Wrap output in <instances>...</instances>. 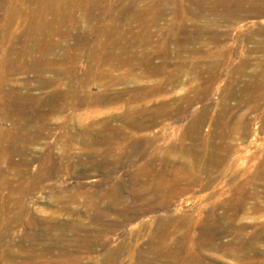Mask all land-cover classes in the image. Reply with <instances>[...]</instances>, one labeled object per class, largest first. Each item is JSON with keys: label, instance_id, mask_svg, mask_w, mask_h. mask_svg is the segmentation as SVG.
I'll return each instance as SVG.
<instances>
[{"label": "rangeland", "instance_id": "374dc122", "mask_svg": "<svg viewBox=\"0 0 264 264\" xmlns=\"http://www.w3.org/2000/svg\"><path fill=\"white\" fill-rule=\"evenodd\" d=\"M47 1L49 10H45L46 4L42 1L24 0L21 4L5 0L12 6L21 7L18 17L21 23L11 19L10 12L13 10L8 9L7 3H0V40L3 42L0 44V58H4L0 65V130L5 131L12 126L9 117H4V112L10 106H18L17 101L20 102L26 93V96L39 98L38 101H28V107L47 110L52 99L55 115L62 118V122L34 120L15 125V130L21 132L38 126L42 128V137L30 144L32 153H38L46 142L56 144V138L67 134L66 131L74 132L86 126L100 127V123L112 115L114 118L109 120L111 125L119 124L124 130H137L136 139L140 145L129 159L124 157L131 151L128 142L116 145L117 148L114 146L112 152L120 162L110 171V185H118V191L125 194L135 210L141 212L128 224L123 235L119 234L120 227L112 228L115 231L110 244L116 246L126 240L127 246L112 264H172L170 257L156 258L157 253L149 246L158 228V219H173L180 215H186L189 223L192 218L197 221L193 231L195 235L187 244L193 248V254L196 250L200 256L193 259L190 254L192 258H189L181 239L175 242L176 246H183L174 258L176 262L181 258L179 261L184 264H264V5L259 1L243 0V14L236 18L222 15L224 0ZM234 1L228 0V3L234 4ZM33 8L44 14L40 20L42 27L40 25L34 34L36 38L39 36L37 46L31 45V41L25 42L32 37L25 31L31 25L30 11ZM189 8H210L211 12L195 17ZM52 10L55 14L57 10L59 12L55 15ZM9 42H13L12 47H9ZM111 48L122 60L129 54L135 57L131 56L130 63H121L107 56ZM104 54L105 59L102 58ZM71 112L74 118L67 123L64 117ZM128 117L139 120L137 123L153 122L156 125L136 129L125 120ZM188 127L198 128V140L185 136L191 130ZM148 133L150 138L155 134L165 137L161 139L156 135L160 138L158 142L154 136L157 143L153 141L158 146L154 142L148 143V138L144 137L149 136ZM179 138L186 142L184 145H188L185 150L196 145L195 149L205 150L203 153L208 148L205 154L209 157L215 150L223 152L222 158L219 163L209 165L210 170L206 172L203 169L204 159L199 161L196 171L200 170L198 175L203 178L200 177L203 183L200 181L195 186L186 184L192 189H186V185L182 184L183 193L178 196L166 192L157 197L148 184L144 187L147 175L136 173L147 160V155L156 150L161 155L155 160L156 169L152 171L163 168L160 157H163L164 151H161L173 141L180 142ZM65 139L57 141L62 144ZM62 150L56 144L55 153L59 154ZM187 155L184 153V159L197 162L193 156ZM16 157L15 161H19ZM86 159L88 166L85 164L78 169L73 168L70 173L62 172L61 176L51 178L48 182L53 187L34 190L26 196L29 199L27 203L38 208L39 214H46L59 210V206H67L66 201L56 202L55 195L61 192L62 185L71 190L76 183L82 185L81 189H99L107 169H90V158ZM121 159L124 162L131 159L127 164L129 171L123 170ZM17 164L2 163L4 174L0 182L12 181L13 185H17L25 180L19 171L26 167L23 163ZM36 164H32L31 171H35ZM83 169L91 174L85 176ZM166 173V177L173 178L170 172ZM204 182H207L206 187ZM137 189L145 191L138 193ZM0 192L5 194L9 188L3 184ZM145 197L150 198L149 202L145 201ZM158 198L163 200V206L155 211L148 210V206ZM240 198L243 203L239 206ZM86 207H81L80 219L90 231L95 232L97 225L91 223L85 214ZM61 211V220L65 221L68 213L66 209ZM47 225L49 223L44 222L26 228V225L12 223V244L19 256L9 259L0 255V264H21L27 254L47 252L46 243L35 244L26 234H44ZM181 229L178 231L175 228L167 246H175L174 240L180 238L174 237H178ZM49 231L53 233L54 230ZM205 231V236H202ZM54 233H57L56 230ZM75 236L68 231L64 245L76 255L78 249H85L72 244ZM204 239H209V246H205ZM3 242L5 245L6 240L0 239V249L4 248ZM93 247L96 249L94 252H80L79 264L102 263L101 244ZM57 251L45 254L53 256ZM74 254L71 257L76 259ZM53 258L57 257L47 260H55Z\"/></svg>", "mask_w": 264, "mask_h": 264}, {"label": "bare ground", "instance_id": "6f19581e", "mask_svg": "<svg viewBox=\"0 0 264 264\" xmlns=\"http://www.w3.org/2000/svg\"><path fill=\"white\" fill-rule=\"evenodd\" d=\"M22 1H24V0H15V3H21L22 4ZM27 1L33 2V0H27ZM40 1H42L46 4V6L44 5L45 10L50 9V6H49L47 0H34L35 3L36 2L39 3ZM253 1L254 2L259 1L260 4L264 5V0H257V1L253 0ZM0 3H2V4L7 3L8 9L10 11L13 10L12 13L10 12V14L12 16L11 19L17 23L20 22L19 18H18L20 16V12H21V11H19L20 6L19 7L12 6V3L5 2V0L0 1ZM221 3H222V1H221ZM243 3H244L243 0H235L234 4L233 3L229 4L228 0H224V3H222V4H224V6H223L224 9L222 11L223 12L222 15L224 14V15H227L230 17L236 16V18H238V15L243 14V9H242ZM23 4H24V2H23ZM55 5H57V4H55ZM199 8H201V7H199ZM68 9H69V7H68ZM190 9H192V8H189L188 10H190ZM212 9L214 10L215 8L212 7ZM54 10H55V8H54ZM57 11H56V14L59 12V11L58 12ZM66 11H67V9H66ZM208 11L211 12V9L210 8L209 9H203V10H193L192 9V14L195 17H200V16H203V15H206L207 13H209ZM30 12H31V18H32V19H30L31 25L30 26L28 25L29 29H26L25 32H28L27 34L31 35L32 37L27 38L25 40V42L31 41V45L37 46L39 43V39H38L39 36H38V38H36L34 34L37 33L38 28H40V25L42 24L40 22V20H41V17H44V14H40V12L38 13L37 9H35V8H33L32 11H30ZM52 12H53V10H52ZM184 18L185 17H183L182 20ZM44 23H46V21H44ZM182 25L185 28L184 23ZM11 26H13V25H11ZM22 26H24V25H22ZM43 26H45V25H43ZM41 27H42V25H41ZM195 27H198V26L196 25ZM44 29H45V27H44ZM181 29H182V27H181ZM59 30H61V29H59ZM61 33H59V34H61ZM114 34H115V32H114ZM115 39L116 38L114 35V39H113L114 40L113 41L114 46H115V41H116ZM2 43H3L2 40H0V44H2ZM9 43H11V44H9V47H12L13 42H9ZM116 45H118V44L116 43ZM110 46H109V48H110ZM113 48H111V50L109 51L107 56H110L112 59H117L121 63L122 62L130 63L131 62V56L133 58L135 57V55L130 56V54H129V56H127L125 59L122 60L117 56L118 54L115 51H113ZM8 49L10 52V48H8ZM30 49H31V47H30ZM105 56H106V54H104V56L102 58L105 59L106 58ZM3 61H4V58H0V65L3 63ZM8 62H9V60H8ZM1 83H3V81ZM0 90H1V88H0ZM68 93H67V95H68ZM27 94L28 93H26V95ZM64 94H66V93H64ZM26 95H25V97L21 96L22 99L20 100V102H19V100L17 101L18 104L16 103V105H18V106H16V107L10 106V108H8L9 109L8 111H5L6 109H4V111H5L4 117H9V120L11 121L12 126L5 131L0 130V177L4 174V172L2 171V163L3 162L9 163V165H18L17 163H23L26 167L25 170L19 171L22 175H24L25 180L20 181L17 185H13L12 181H7L5 183L0 182V186L5 184V186H7L9 188V192H7L5 194H2L0 192V239L6 240L5 245L3 242L4 248L0 249V255L5 256L6 258L10 257L9 259H11V258L14 259L15 257L19 256V252L13 248V244H12V239H11L12 232H10L12 223L17 222L21 226L26 225V228H27V227H31L32 225H36L39 223L43 224L44 222H48L49 225H47V228L45 230L46 232H44V234H37V232L26 233V234H29L28 236L31 238V240L35 244H38V243H41V244L44 243L45 244L46 243L48 245V246H45L48 248L47 252L42 251V252L36 253V254H27L26 256H23L24 258L22 257L23 258L22 261L20 260L21 264H31V263H37V264H79L80 252L81 253L83 252L85 254H88L90 252H94L96 249L93 247V245H98V244H101V250H103V252L101 253L102 263H100V264H112L113 261H115L118 258L117 255H120L127 247L126 246V240H122V242H120L116 246H112L110 244V242L112 241V237H113L112 233L115 231V229H112V228L115 226L120 227L121 232L119 234L123 235L127 231L128 224L141 214L140 211L135 210L133 208V206L129 203V200L125 196V194L123 195V193L118 191L119 190L118 187L116 188V186H118V185H115V187L110 185V180L112 177L110 171L113 170L112 167L114 165H116L117 163L120 162L119 157H117V156L115 157L112 154V152H114V148H113L114 146H115V148H117L116 145H118V144L122 145L123 143L128 142V145L130 146L129 148L131 149V151L129 153L125 154L124 157H127L129 159V157L133 153V151L136 152L137 147L140 145L136 139V135H138V134H136L135 131H137V130H134V131H133V129L132 130H124L119 124L111 125L109 123V120L111 121L112 120L111 118H114V116L112 115V116L106 117V119L103 121V123H100L101 124L100 127L86 126L84 129H81V130H76L74 132L73 131H69V132L66 131L67 134H65V135L61 134L62 135L61 137L56 138L57 147L58 148L60 147L61 149H63L61 151V153H59V154L55 153V146H56L55 142H54V144L46 142V144L41 147V150L38 153H35V152L32 153V152H30V144L38 141L42 137V128L40 126H38L36 128L33 127L32 130L21 132V131L15 130L16 129L15 125H17L19 123L22 125L28 124L29 122L34 121V120L52 121V122H54V121L58 122L59 121L60 122L62 120V118L60 119L59 116L57 117V115H55L56 108H55L54 103H53L54 100L51 99L52 102H50L49 109H47V110H35L31 107H28L27 105L30 103V101H35V100L38 101L39 98L29 97ZM67 97L69 98V96H67ZM28 101H29V103H27ZM26 103H27V105H26ZM77 115H79V114L77 113ZM73 118H74V115L71 112V114H68L64 117V121L69 123V121L72 120ZM125 120L128 123H130L133 127H136V129H141L145 126L149 127V126H152L153 124H155L153 122L149 123V124L137 123V122H139V120L131 119L130 117L126 118ZM93 122H94V120H93ZM196 122L198 123V121H196ZM71 123H73V122L71 121ZM59 126H61V125H59ZM190 128H191V130H188V134L186 132L185 136L189 135V137H191L192 139L198 140V137H199L198 128H196V127H194V128L190 127ZM185 131H187V130H185ZM49 134H50V132H49ZM141 135H143V134H141ZM148 135L149 136L146 135L144 137L148 138V140L146 139L148 141V143L149 142L153 143L154 141H156L155 140L157 138L156 135H159V134H155V135L153 134L154 136H156L155 139H153L154 136H153V138H150L151 135L149 133H148ZM162 136H164V135H162ZM162 136H160L161 139H162ZM63 137H66V139H65L66 141L61 144L58 141H61L63 139ZM186 137H188V136H186ZM157 139H158L157 141L159 142L160 138H157ZM143 140H145V138ZM157 141H156V143H157ZM179 141H180V138H179ZM183 141H184V139H183ZM156 143L154 142L153 144H156ZM183 143L184 142H182V139L180 142H174L173 141L171 144L169 143V145L167 146L166 149L161 151V152L164 151L163 157H160V158H162L164 166L162 164L163 168H161L160 170L158 169L159 171L157 170L156 172L152 171V170L156 169L155 162H157V161H155V160L157 158H159V155H161V154H160L159 150H156L155 152L149 151L150 155H147L148 158L146 156L147 160L144 161V164L136 173V174H146L147 175V178L145 179L146 181L144 183V187L146 188V185L148 184L150 186L148 188L149 189L153 188L154 195L156 194L157 197H161L164 193L166 194V192L171 194L172 196H174L175 194L178 196V194L180 192L183 193L182 191L184 188L180 187V185H182V184H185V185L188 184L191 186H195L196 184H200V181L203 178L200 175V177L202 178L201 179L198 175L200 170L197 169L198 173L196 171V167L199 166V161H202L204 159V168L203 169L206 172L207 170H210L209 165L211 166L212 163H216V162L219 163L220 159L222 158L223 152H217V150H215V151H213V153L209 157V155L206 156V154H205L207 151H209L208 148H207V151L205 153H203L202 151H205V150H202L201 148L195 149L194 146H196V145H194L195 144L194 143L191 145V146L194 145L193 146L194 148L189 147V150H185L188 145L187 144L184 145L186 142L184 144ZM205 143H206V141H205ZM153 144H151V147L153 146ZM156 145L159 146V144H156ZM148 146L150 147V145H148ZM158 146L156 148H158ZM151 147L149 150H151ZM119 148H121V147H119ZM203 148H204V146H203ZM146 153H148V151ZM184 153H186V155L188 153L189 157H190V155H191V157L193 156L197 162H191L192 160L187 161L186 159H184V157H183ZM16 156L19 157V161H15ZM100 156H101V159L99 160ZM88 157L90 158V162H91V164L89 165L90 169L91 168L95 169L96 167H102V168L107 169L105 171L106 176L102 180H100V184H99L100 188L99 189H97V190H92L91 188L81 189L80 186H82V185L80 183H76L73 187V190H71V189H65V186L62 185L61 192L59 194L57 193L55 195L56 196V202L61 203L62 201H66L67 206L66 205L65 206H59V210L53 211L51 213L45 212L46 214H39L38 213L39 210L37 211L38 208L36 209V207L35 208L33 206L31 207L27 203V201L29 199L27 198L28 199L27 200L26 196H28V194L33 193L34 190L40 191V190H43V189L48 188V187L49 188L53 187V184H50L48 182L51 178L61 176L63 174L62 172L70 173L73 168L78 169L79 166H83V165L87 164L86 158H88ZM122 158H123V156H122ZM130 160L127 162H124L121 159V163H122L121 166L125 172L129 171L127 169V164L131 162ZM34 162H37V164L35 166L36 169H35V171L33 169V171H34L33 172L30 169H31V166ZM200 163H203V162H200ZM87 166H88V164H87ZM150 170L152 172H155V173L150 174V172H151ZM201 170H202V168H201ZM82 172L84 173L85 176H89L91 174L90 172L85 171V169H83ZM166 172H170L172 174L173 178L166 177V174H167ZM30 173H32V174H30ZM148 180H149V183H148ZM204 186L205 187L207 186V182H204ZM244 186H246V185H244ZM186 187L191 188L190 186L188 187L187 185L185 186V188ZM176 189H179L178 190L179 192L176 191ZM241 189H244V188H241ZM245 190H246V187H245ZM65 191H68V193H66ZM144 191H145V189L144 190L137 189L138 193H143ZM174 191H176L178 193H176ZM14 194H17L18 196L17 195L14 196ZM29 198H30V196H29ZM236 198L238 199L237 196H236ZM149 200H150V198L145 197L146 202H149ZM153 203L154 204H151L148 206V208H147L148 210L153 211L154 209L156 210L157 208L163 206V200H161L159 198L157 199V201H155V202L153 201ZM242 203H243V201L240 198L239 202H238L239 206L242 205ZM82 206H88L84 209V212L89 217L91 223L95 224V226L97 225V227L94 230L95 232L90 231L88 228V225L80 219L81 217L79 214L81 213V207ZM63 209H66V213H68L67 217H66L67 221L61 220L60 216L63 215L61 210H63ZM185 216L184 215L175 216V217H172L173 219H170V218H159L158 219V221H157L158 222V225H157L158 228L155 229L156 232L154 231V234H153V237L151 239L150 246H149L151 251L153 250L154 253H157L156 258L157 257L158 258L170 257L172 264H184V262L182 260H181V262L179 261L181 258L177 262L175 261V259H176L175 257L178 256V252L180 251V248L183 247V246H176L175 242H179L181 239H183V240H181V241H183L182 245H184V248H186L188 250V253H189L188 256L190 254H192V257L194 256L193 259H196L195 258L196 256H200V252L196 251V250L194 252L195 254H193V251H191V249H193V248H191V246L187 244L195 235V234H193V231L195 229L194 226L197 223V221H196V219L192 218V219H190L191 222L189 223V221H187ZM172 225H174V228L172 227ZM175 228L177 230L181 229V228H183L185 230L183 231L181 229L180 233L178 234V237L177 236H176V238L174 237V239L180 238L179 240H174L173 243H175V246L174 245L173 246H167L169 244L168 239H170L171 235L173 233H175V231H176ZM49 230H54V231L52 233ZM55 230L57 233H54ZM68 231H72L74 234H76V236L73 237L72 244H74V245L78 244L80 246V248H82V249L84 248L85 250H79L78 249L77 251L79 253H77L75 255L73 253V251H71L66 246V244L64 245V240L67 239L66 235H67ZM204 234H206V231L203 232V234H201V235L205 236ZM117 237H118V235H117ZM195 241L197 244V240H195ZM148 242H150V240ZM61 243L64 246H62ZM200 243H202V242H200ZM204 244H205V246H209V239H204ZM211 244H213V243H211ZM193 246H194V244H193ZM211 248H212V246H211ZM55 249H57L58 251L56 253L54 252L53 256L54 257L56 256L57 258L56 259L53 258L55 260H47V259H52L53 256H46L45 253L52 254ZM134 250H135V248H134ZM141 252H142V250H141ZM73 254L76 256V259H73L71 257V255H73ZM148 255H149V253H148ZM154 256H155V254H154ZM186 256H185V258H186ZM45 257H47V259ZM142 257H143V252H142ZM192 257L189 256V258H192ZM86 263H87V261H86ZM89 263L90 262H88L87 264H89ZM11 264H15V263H11ZM134 264H138V263L135 262Z\"/></svg>", "mask_w": 264, "mask_h": 264}]
</instances>
